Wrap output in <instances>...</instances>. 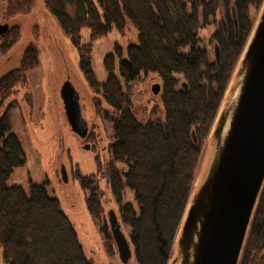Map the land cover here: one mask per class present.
Instances as JSON below:
<instances>
[{
  "label": "trees",
  "instance_id": "obj_1",
  "mask_svg": "<svg viewBox=\"0 0 264 264\" xmlns=\"http://www.w3.org/2000/svg\"><path fill=\"white\" fill-rule=\"evenodd\" d=\"M3 1L4 14L11 16L28 11L33 0ZM43 1L76 48L84 77L113 111L110 161L102 175L120 204L122 223L130 228L136 264H169L203 147L254 26L250 10L262 7L264 0ZM218 19L221 29L210 39L218 48L216 58L201 46L199 32ZM127 21L138 30V43L129 45L126 55L115 46L120 78L129 86L141 74L154 73L162 82L163 118L144 124L134 116L130 96L115 75L116 57L110 54L104 59L105 83L99 84L92 70L91 43L114 29L124 33ZM83 29L90 32L89 44H82ZM9 47L4 45L2 51ZM37 66V49L29 47L19 68L0 78V100L10 97L16 87H24L27 73ZM177 75L183 79L180 88ZM15 108L16 104H10L0 116L3 261L91 264L74 226L45 184H31L29 192L9 185L14 170L25 165L23 148L12 132L11 111ZM116 163L127 165V170H119ZM81 186L88 192L87 208L98 220L104 194L89 176L82 177ZM126 188L134 192L138 210L132 204L121 205ZM239 264H264V185Z\"/></svg>",
  "mask_w": 264,
  "mask_h": 264
},
{
  "label": "rangeland",
  "instance_id": "obj_2",
  "mask_svg": "<svg viewBox=\"0 0 264 264\" xmlns=\"http://www.w3.org/2000/svg\"><path fill=\"white\" fill-rule=\"evenodd\" d=\"M93 1L96 2V0ZM31 2L28 11L23 10L9 16L1 14V11L6 8V2L0 0V24H7L10 27L7 35L0 36V78L19 68L27 48L34 47L38 52V66L27 73L26 85L16 87L10 97L3 102L0 100V116L5 113L10 104L17 106L11 111L12 132L18 137L25 155V165L14 170L9 185L19 186L29 192L31 184H45L49 196L60 202L62 211L74 226L85 257L91 264H123L115 242L112 240L113 237L108 234L111 232L108 229L107 214L110 211L115 212L121 230L130 243L131 263H136L130 240V228L122 223L120 204L113 198L102 175L101 163L110 161L109 146L113 142V111L107 106L101 93L84 77L80 70L76 48L46 9L44 1ZM262 7L250 10L254 23L252 30L259 21ZM219 29L221 24L218 19L215 25H209L199 32L201 46L206 48L212 57L215 56V43L210 39L211 35ZM81 38L82 44L91 43L88 29L81 31ZM13 41L14 44H12ZM137 43L138 30L129 21L124 33L114 29L107 37L99 38L91 43L92 70L99 84L105 83L107 79L104 59L110 54L116 57L115 46L118 45L126 55L127 47ZM4 45H10L5 52L2 51ZM241 58L203 147L190 201L208 169L213 154L212 147L215 145L213 132L222 112L227 109L230 102L232 90L237 82V70L241 66ZM115 62V75L123 91L130 96L133 114L138 122L144 124L149 120L162 119L161 93L154 95L152 92V86L155 84H160L162 88L159 76L154 73L141 74L135 83L126 86L119 76L117 57ZM176 78L179 80L180 88L183 79L178 75ZM65 81H70L78 91L83 115L90 122L96 136L93 138L96 140V146L91 152L83 148L84 143L74 135L65 118L60 97V90ZM28 97H30V105L27 102ZM62 167L66 169L68 182L62 178ZM116 167L121 171L127 170L125 164L116 163ZM88 176L99 185L100 191L104 194L101 201L102 214L98 220L91 216L86 204L88 192L81 186L82 177ZM125 204H132L135 210H138L134 192L129 188H126L123 195L121 205ZM179 233L169 264H176L179 258ZM0 264H5L1 249Z\"/></svg>",
  "mask_w": 264,
  "mask_h": 264
},
{
  "label": "water",
  "instance_id": "obj_3",
  "mask_svg": "<svg viewBox=\"0 0 264 264\" xmlns=\"http://www.w3.org/2000/svg\"><path fill=\"white\" fill-rule=\"evenodd\" d=\"M8 30L0 25V36ZM237 71L230 102L213 132L208 169L182 219L176 264H239L264 185V3ZM160 91V84L152 86L154 95ZM60 97L71 131L84 139L88 123L70 81L62 85ZM61 174L68 182L65 167ZM108 221L120 260L136 264L115 212L108 213Z\"/></svg>",
  "mask_w": 264,
  "mask_h": 264
},
{
  "label": "flooded vegetation",
  "instance_id": "obj_4",
  "mask_svg": "<svg viewBox=\"0 0 264 264\" xmlns=\"http://www.w3.org/2000/svg\"><path fill=\"white\" fill-rule=\"evenodd\" d=\"M2 10V9H1ZM3 13H4V11L2 10L1 11V14L3 15ZM0 17H1V15H0ZM0 25H6V24H0ZM225 28V27H224ZM10 32V27H9V30L4 34V35H1V36H5V35H7L8 33ZM83 113V112H82ZM84 116V115H83ZM84 118L86 119V117L84 116ZM86 121H87V123H88V133H87V136L84 138V139H82V138H80V137H78L77 135H75V136H77L78 137V139L79 140H81L84 144H83V148L85 149V150H87L88 152H91V151H93L94 149H95V144H96V140H93V138H96V136H95V134H94V131L92 130V126H91V124H90V122L86 119ZM97 138H98V134H97ZM108 163V162H107ZM105 165H106V163H101V168L103 169L104 167H105ZM67 173V172H66ZM68 177V176H67ZM109 213V212H108ZM107 220H108V214H107ZM106 220V221H107ZM108 223H109V221H108ZM108 227V226H107ZM108 229H109V232H111V229H110V225H109V227H108ZM111 235H112V233H111ZM114 240V239H113Z\"/></svg>",
  "mask_w": 264,
  "mask_h": 264
}]
</instances>
